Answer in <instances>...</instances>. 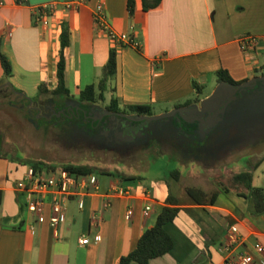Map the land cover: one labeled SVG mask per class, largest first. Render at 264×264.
Returning <instances> with one entry per match:
<instances>
[{"label":"crops","instance_id":"obj_1","mask_svg":"<svg viewBox=\"0 0 264 264\" xmlns=\"http://www.w3.org/2000/svg\"><path fill=\"white\" fill-rule=\"evenodd\" d=\"M0 1L2 51L12 65V76L3 82L0 63V93L14 98L9 103L17 99L28 102L29 91L39 92L43 86L40 97H52L53 110H57L58 103L51 92L58 85L63 25L70 35L69 46L64 49L69 97L79 99L83 89L99 83L114 43L117 74L106 92L110 102L116 99L120 108L149 106L152 117L186 109L182 112L184 117L176 115L185 121L192 107L198 106L203 112L201 103L224 83L217 77L220 70L243 83L264 76L259 64V56L264 54V0H161L155 9L146 8L145 0H85L70 10L66 6L75 0ZM52 2H57V7L47 25L37 23L34 7ZM101 3L110 27L118 34L133 36L139 48L113 42L97 31L93 14ZM6 23L14 27L11 37L6 35ZM245 37L257 41L254 51L242 50ZM209 85H214L212 92L215 91L201 98L198 93ZM190 100L193 103L185 106ZM195 100L201 102L197 104ZM2 155L0 264H120L167 206L180 209L174 222L166 226L174 248L150 264H224L221 245L230 225L238 227L245 241L237 251L253 255L254 264L264 261V256L255 251L257 244L264 245V213H254L244 191L230 199L228 196L234 192L225 189L228 200L218 192L213 205H199L188 195V187L180 188L179 196H175L170 193V183L162 193L133 174H93L100 189L81 198L70 197L55 231L50 224L53 195L46 196L44 215L38 220L28 211L26 196L15 189L30 164ZM256 171L252 185L264 172V158ZM175 177L179 182L182 176L178 173ZM112 185L123 193H110ZM253 187L264 190V182ZM106 203L110 204L108 208ZM147 206L152 207V212L145 218L143 211ZM84 237L89 240L87 245L80 243Z\"/></svg>","mask_w":264,"mask_h":264},{"label":"rangeland","instance_id":"obj_2","mask_svg":"<svg viewBox=\"0 0 264 264\" xmlns=\"http://www.w3.org/2000/svg\"><path fill=\"white\" fill-rule=\"evenodd\" d=\"M259 64L264 68V54L259 56ZM213 86L205 87L199 96L209 95ZM26 97L28 102L17 99L9 103L14 98L0 93V135L3 136L0 152L11 160L42 162L57 169L69 163L87 164L117 176L136 175L157 192L163 193L170 183L169 192L175 196H179L180 188L188 187L203 190L207 198L220 192L222 199L228 200L223 193L225 189L235 193L228 196L230 199L244 191L233 177L242 172L257 176L256 165L264 158V88L239 93L228 109L225 122L209 134L200 136V130L192 133L186 120L179 124L176 119L165 126L167 130L178 126L191 136L168 132L156 134V140L137 137L121 143L105 142L79 120L59 114L51 117L50 96L41 98L38 91H29ZM108 97L106 93L105 101L95 105L104 108L110 102ZM59 102L65 103L64 99ZM67 102L74 107L90 108L75 96L68 97ZM176 172L182 176L179 182L175 179ZM259 175L253 185L264 182V172Z\"/></svg>","mask_w":264,"mask_h":264},{"label":"trees","instance_id":"obj_3","mask_svg":"<svg viewBox=\"0 0 264 264\" xmlns=\"http://www.w3.org/2000/svg\"><path fill=\"white\" fill-rule=\"evenodd\" d=\"M22 2L24 0H18ZM161 4V0H153L148 2L145 0V7L148 9H155ZM131 12H132V3H130ZM61 33V50L59 54V62L57 68V88L51 92L52 96L55 98V101L59 100L66 101L69 97V91L66 88L65 83V71H66V60L64 56V49L69 46L70 35L68 28L63 25ZM111 49L109 54V59L102 70L101 79L98 84H92L83 89L80 93L79 101L82 103H96L98 101H105V94L108 91L109 82L114 80L117 74V44ZM0 63L4 72L3 82H8L9 78L12 76V65L2 51V42L0 40ZM217 77L219 82H225L233 86H239L244 84L243 82L234 81L226 71L220 70L217 72ZM39 92L41 95L44 94L43 86H40ZM196 102L198 100H195ZM193 103L192 100L187 101L184 105L188 106ZM61 105H63L61 103ZM60 107V105H58ZM108 109L118 113H124L125 115H135L134 117H152V109L149 106L135 105V106H126L120 108L117 105L116 99H112L108 105ZM0 157L3 155L0 153ZM261 162V161H260ZM260 162L256 165L258 168ZM31 167L35 168L37 171L43 169L55 171L57 167L55 165H47L42 162H32L29 163ZM70 171L76 175H91V174H107L108 171L97 169L93 166L87 164H74L69 163L63 166V168H58ZM175 176H178V172L175 173ZM235 183L240 184L244 191L247 193L245 198L252 203L254 213L262 214L264 213V190L261 188L253 187V173L252 172H242L238 173L233 177ZM188 195L193 198L199 205H213L218 197V193L212 194L207 198L206 192L198 188H189L187 189ZM2 200V192L0 191V203ZM168 202L172 203V200L169 198ZM180 209L177 207L167 206L164 207L159 215L157 216L155 225L146 229L138 241L136 248L124 256L120 260V264H150L154 259L163 257L166 254H169L174 248V241L172 236L166 230V226L174 222L177 218Z\"/></svg>","mask_w":264,"mask_h":264},{"label":"built area","instance_id":"obj_4","mask_svg":"<svg viewBox=\"0 0 264 264\" xmlns=\"http://www.w3.org/2000/svg\"><path fill=\"white\" fill-rule=\"evenodd\" d=\"M85 2V0H75L74 3L68 4L66 9H73L76 5ZM25 3V1L19 2ZM3 2L0 1V7ZM57 7V2L47 3L34 7L33 14L37 23L47 25L49 17ZM93 21L97 31L105 34L111 41L122 43V45L139 48V43L135 38L126 33L118 34L109 25L104 5L98 4L94 10ZM6 35L11 37L13 34V26L6 23ZM257 41L253 37H245L241 41V48L244 52L254 51ZM15 189L17 192L26 196V206L28 211L40 220L45 211L46 196L53 195L51 207V227L56 231L61 222V214L65 210L66 201L70 197H82L83 195L97 192L100 189L99 182L93 174L91 175H76L70 171L56 169L55 171L43 169L37 171L29 166L26 175L23 179L16 183ZM110 193H120L115 185L110 188ZM110 204L106 203L105 207ZM152 212V207L147 206L143 211V216L148 218ZM130 215V214H129ZM93 222L96 221V216H93ZM99 236L96 241H99ZM82 245H87L89 240L82 238ZM245 244L243 237L240 235L236 225H230L226 231L225 239L221 245V252L224 258V264H254L253 255L245 252H239L238 247ZM256 253L264 256V245L257 244L255 246ZM264 264V261H262Z\"/></svg>","mask_w":264,"mask_h":264},{"label":"flooded vegetation","instance_id":"obj_5","mask_svg":"<svg viewBox=\"0 0 264 264\" xmlns=\"http://www.w3.org/2000/svg\"><path fill=\"white\" fill-rule=\"evenodd\" d=\"M262 78L263 79L258 81L254 88L248 87L247 90L240 89V91H238L235 96H232L228 91H225V94L217 103V106H210L208 109H206V111L200 112L192 107L188 112L189 117L186 120L187 122H185L188 130H190L192 133L200 130V136L212 132L215 126H218L219 123L225 122L227 119V112L229 107L232 105L231 103L235 99L234 97H236L241 92H255V90L259 91L261 88H264V76ZM200 102L201 101L198 100L196 103L199 104ZM88 104L90 105L89 109L84 106L74 107L66 100L63 105H60V107L57 106V110H55V112L51 111L50 114L52 115L51 117L59 114L60 116H64L67 119L71 118V120L81 121L83 124L90 127V130H92L93 133L103 137L105 142H130L135 140L137 137H143L145 140L150 141L152 139L156 140V134L162 133V135H164L168 132L171 135H175V133L180 132L186 136H191L190 132L183 131L178 126L171 127V129L168 128L169 130H167V127L165 126L168 125L171 120L176 121L177 116H175L173 119H161L144 124L143 122H132L127 120L124 117V113L111 111L108 109V105L104 108H98L95 103ZM214 116H217V119L213 118ZM219 117L221 118L220 122L217 125H213L214 121L218 120ZM196 119L204 120L205 123L203 130L200 127L201 122ZM179 124H182L181 121Z\"/></svg>","mask_w":264,"mask_h":264},{"label":"water","instance_id":"obj_6","mask_svg":"<svg viewBox=\"0 0 264 264\" xmlns=\"http://www.w3.org/2000/svg\"><path fill=\"white\" fill-rule=\"evenodd\" d=\"M262 79L263 78L255 77L251 81H248V82H246V83H244L242 85H239V86H233V85L227 84L225 82L221 83L219 85V87L216 89V91L213 93V95L211 97H209L208 99L204 100L201 103L203 111H206V109H208V107H210V105H212V104L217 106V103L222 99V96L225 94V91H228L232 96H235L236 93L238 91H240V89L247 90L248 87L249 88H254L256 86L257 82L262 80ZM194 108L196 110H198V106H195ZM183 111H187V110L186 109H177V110L173 111L172 113H169L167 115H163V116H160V117H141V116L134 117V116H126V115H124V117L127 120L132 121V122H143L144 124H148L150 122L161 120V119L174 118L177 115V113H179L180 116L184 117L182 115ZM176 118L179 121H181L180 118H178V117H176ZM213 118L217 119V116H214ZM220 119L221 118L219 117L218 120H220ZM196 120H199L201 122L200 127L203 130V126H204V123H205L204 120H201V119H196ZM218 120H216V121L213 120L214 121L213 125H215Z\"/></svg>","mask_w":264,"mask_h":264}]
</instances>
